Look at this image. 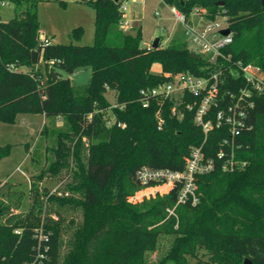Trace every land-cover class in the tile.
Masks as SVG:
<instances>
[{"label": "trees", "instance_id": "1", "mask_svg": "<svg viewBox=\"0 0 264 264\" xmlns=\"http://www.w3.org/2000/svg\"><path fill=\"white\" fill-rule=\"evenodd\" d=\"M79 1L94 11L91 45L41 44L36 1L13 0L14 17L0 21V122L13 123L20 113H41L55 135L53 147L46 150L50 161L29 183V210L10 213L0 200V264L38 262L39 253L45 255L42 264H243L246 259L264 264V92L253 95L255 103L232 149L235 161L245 164L242 168L222 169L218 152L232 150L222 146L226 126L214 128L202 150L215 168L195 178L194 205L189 198L176 205L178 184L145 195L158 184L141 183L138 172L144 167L182 171L205 135L194 123L195 108H183L195 101L193 96L182 98L178 120L171 116V100L152 99L145 108L140 91L166 83L176 73L199 76L210 68L202 56L190 57L193 52L180 35L147 50L140 27L125 31L119 25L124 0ZM162 1L187 20L195 8L205 11L206 21L225 17L234 35L224 53L259 67L264 77L260 0ZM81 33V27L72 30L75 38ZM155 64L160 74L151 72ZM85 68L91 80L82 88L58 72L72 75ZM227 77L224 88L230 91L232 78ZM108 91L114 103L107 99ZM215 111L205 120L214 121ZM46 130L45 123L41 133ZM10 148L0 146V161ZM49 182L57 184L51 189ZM5 185L13 187L0 182ZM175 205L176 217L169 216L167 210ZM162 236L172 239L170 247L150 261Z\"/></svg>", "mask_w": 264, "mask_h": 264}, {"label": "built area", "instance_id": "2", "mask_svg": "<svg viewBox=\"0 0 264 264\" xmlns=\"http://www.w3.org/2000/svg\"><path fill=\"white\" fill-rule=\"evenodd\" d=\"M170 8L175 20L181 24L184 34L191 36L192 42L199 47V55L206 59L207 68L210 70L199 76L190 73H176L166 83L152 89L141 90L142 106L148 107L152 99L171 100L173 102L170 109L171 116L180 120L183 117L182 98L184 95L193 96L195 101L185 104L183 108L186 110L195 108L194 123L201 127L205 136L203 143L191 150L182 171L144 167L138 172L137 178L143 184L150 182L158 184L145 195L166 191L178 184L181 188L176 205L183 203L187 198L191 199L194 205L196 202L195 178L208 174L215 168L214 160L205 157L202 150L207 134L214 128L219 129L226 126L228 137L222 140V146H228L232 150L236 137H239L246 123L247 113L255 103L253 95L264 92V77L259 67L243 64L240 60L234 61L231 55L224 53V50L232 43L234 35L225 17L206 21L203 17L205 11L195 8L191 16L197 17L198 22L194 23L191 19L187 20L177 9ZM120 10L123 11V15L119 25L123 28L128 26L125 20L126 6L122 4ZM224 29L230 31L225 36L220 33ZM40 42L44 46L51 44L47 38H40ZM144 46L147 50L152 48L151 43H146ZM227 75L232 78L230 84L234 90L229 91L224 88L227 85ZM213 109H216L214 121L205 120ZM155 116L157 129H161L163 119L160 110ZM218 153L217 159L222 160L221 166L225 171H234L245 165L235 161L233 150L228 155L222 149ZM133 198L136 199V197ZM173 210V208L168 209V215H173ZM43 238V235L39 236V239ZM38 259V262L33 261L30 264H42L45 255L39 253Z\"/></svg>", "mask_w": 264, "mask_h": 264}, {"label": "rangeland", "instance_id": "3", "mask_svg": "<svg viewBox=\"0 0 264 264\" xmlns=\"http://www.w3.org/2000/svg\"><path fill=\"white\" fill-rule=\"evenodd\" d=\"M37 4V20L40 26V38H47L54 44L78 45L93 44L94 34V11L91 7L79 0H31ZM59 1H63L62 5ZM126 6L125 18L129 22L123 30L140 26L141 44H149L159 40L160 45L166 46L175 37L180 35L186 43L189 51L200 54L199 47L192 42L191 36L185 35L182 26L175 20L171 13V8L162 0H124ZM15 5L13 0H0V21L6 22L14 17ZM157 13V14H156ZM192 22H198V18L191 16ZM132 22V24H131ZM133 23H135L133 25ZM81 27L82 33L75 38L72 30ZM40 69L46 76L44 63L39 64ZM21 71L27 68L21 67ZM62 78L70 79L75 87L82 88L90 83L91 71L87 68L79 69L72 75L58 71ZM151 72L160 74L159 64L151 67ZM110 103H114L112 91L106 93ZM111 122L114 120L110 116ZM46 123V132L41 133ZM61 126L62 121H58ZM50 123L44 119L41 113H20L16 116L13 123L0 122V146L9 145V155L0 161V182H9L13 187L0 186V200L9 206L10 213L24 214L32 204V196L29 191V183L32 176L50 161L49 153L54 144L55 135ZM57 182L47 184L51 189ZM176 208V205L173 209ZM174 216L175 212L173 210ZM4 215L0 217L3 220ZM75 221L79 220L77 216ZM68 221H66L67 223ZM68 236L65 235L64 239ZM171 240L168 236H162L159 241L158 249L149 256L150 261L163 257L168 251Z\"/></svg>", "mask_w": 264, "mask_h": 264}, {"label": "water", "instance_id": "4", "mask_svg": "<svg viewBox=\"0 0 264 264\" xmlns=\"http://www.w3.org/2000/svg\"><path fill=\"white\" fill-rule=\"evenodd\" d=\"M114 2H117L118 0H113ZM261 1V4L264 5V0H260ZM219 4H222V3H219ZM230 31L228 29H224L222 30L220 33L221 35L225 36L229 33ZM158 40H155L153 41L152 43V48H158ZM190 57L193 58V59H196L197 58V55L195 53H191L190 54ZM243 264H251L249 260H244Z\"/></svg>", "mask_w": 264, "mask_h": 264}, {"label": "crops", "instance_id": "5", "mask_svg": "<svg viewBox=\"0 0 264 264\" xmlns=\"http://www.w3.org/2000/svg\"><path fill=\"white\" fill-rule=\"evenodd\" d=\"M125 17H126V16H125ZM196 18H197V17H196ZM125 20H126V18H125ZM126 22H127V21H126ZM127 23L129 24V22H127ZM131 24H132V22H131ZM134 24H135V23H133V25H134ZM137 27H140V26L137 25ZM137 27H134V26H133V27L131 28V30H132V29H135V28H137ZM128 31H129V30H128ZM158 41H159V40H158ZM152 43H153V42H152ZM152 43H151V45H152ZM58 121H59V120H57L56 123H55L56 126H59ZM61 125H62V124H61Z\"/></svg>", "mask_w": 264, "mask_h": 264}]
</instances>
